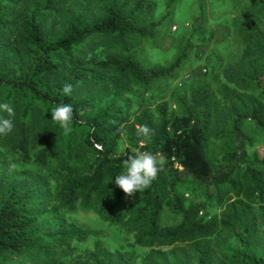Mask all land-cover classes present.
Segmentation results:
<instances>
[{
	"label": "trees",
	"instance_id": "obj_1",
	"mask_svg": "<svg viewBox=\"0 0 264 264\" xmlns=\"http://www.w3.org/2000/svg\"><path fill=\"white\" fill-rule=\"evenodd\" d=\"M61 1L0 0V103H10L15 110L12 132L0 135V159L22 166L27 185L35 180L37 189L44 188L43 179L52 180L58 206L49 210L48 217L29 206L36 197L31 186L3 185L0 264H49L67 241L97 234L52 222L57 210L77 204L91 208L109 224L134 229L135 244L174 248L185 244L195 264H223L213 260L209 239L230 229L239 239V247L228 250L233 263L264 264V247L258 254L246 248L252 225L243 220L250 204L264 220V157L256 153L248 157L244 148L252 140L241 129L242 120L248 119L264 131V109L253 104L245 114L230 106L229 130L214 137L221 141L216 146L221 150L218 158L210 154L206 122H200L193 109L168 114L161 101L154 104L153 117L140 105L129 122L128 104L118 92L128 89L129 83L146 89L151 81L171 76L186 57L189 43L185 41L181 53L165 67L143 66L134 58L126 45L151 37L162 18L152 22L142 17L149 11L148 0H105L94 21L85 22V13L79 10L47 35L39 14L49 15L54 27L65 4ZM259 3V24L251 13L243 14L245 26L240 31L248 49L249 41L264 43V0ZM98 42L120 43L122 48L100 55ZM251 72L255 86H260L261 77ZM65 84L72 85L71 95L63 94ZM60 103L74 109L69 134L51 120V109ZM137 125H147L153 134L138 137ZM123 136L138 151L165 158L157 178L132 202L111 182L123 171L121 154L116 152ZM238 171L239 177L232 179ZM192 184L229 185L234 199L225 203L226 215L207 216L202 202L184 200L179 187L191 189ZM91 256L106 258L101 251Z\"/></svg>",
	"mask_w": 264,
	"mask_h": 264
},
{
	"label": "rangeland",
	"instance_id": "obj_2",
	"mask_svg": "<svg viewBox=\"0 0 264 264\" xmlns=\"http://www.w3.org/2000/svg\"><path fill=\"white\" fill-rule=\"evenodd\" d=\"M103 1L105 0L61 1L65 4L60 7L62 12L58 13L54 27L49 15L39 14L44 32L47 35L55 33L54 28L64 18L79 10L85 13V22L94 21L100 15L99 7ZM148 1L149 11H145L142 17H149L152 22L162 18L153 28L151 37L135 38L133 43L126 45L134 58L143 66L165 67L181 53L185 41L189 45L186 57L172 71L171 76L151 81L146 89L129 83L128 89L118 92L128 104L129 122L138 113L140 105L147 108L153 117L156 115L154 104L161 101L166 103L168 114L180 115L185 109H193L199 121L206 122L208 142L213 150L210 154L218 158L221 150L216 146L221 141L214 137L219 131L229 130L230 106L245 114H248L253 104L264 109V43L249 41L248 49L243 42L244 34L240 31L245 26L243 14L246 12L251 13V18L259 24L261 3L259 0H171L166 7V0ZM143 27L146 28V23ZM98 43L96 51L100 55L117 52L122 48L120 43ZM252 70L261 77L260 86H255ZM241 129L252 140L251 146L246 145L244 148L248 157L252 153H256L258 158L264 157V131L259 130L248 119L242 120ZM124 137L116 152L121 154L124 150H137ZM240 174L238 171L232 179L238 178ZM24 175V169L18 163L0 159V196L1 188L6 184H16L22 189L31 186L36 197L31 202L33 206L28 202L29 206L50 217L49 210L57 206L54 183L50 179H43L44 188L37 189L38 181L34 180L27 185ZM179 188H183L184 200L202 202L203 213L207 216L226 215L225 203L234 199L232 189L227 184L206 188L192 184L191 189L184 185ZM136 196L137 193L130 197V202ZM168 220L169 218H163V222ZM243 220L252 225L246 248L258 254L264 247V220L255 204H250L245 210ZM52 222L61 227L71 224L76 228L95 230L98 233L83 240L73 238L67 241L58 249L55 260L49 264H170L172 260H178L182 264H195V257L185 244L178 243L175 248L172 245L135 244L134 229L109 224L91 208L78 204L69 210H57ZM235 228L238 229V224ZM209 242L214 261L234 264L228 250L238 248L239 239L232 230L222 229ZM95 251L105 252L106 258L93 259L91 255Z\"/></svg>",
	"mask_w": 264,
	"mask_h": 264
},
{
	"label": "clouds",
	"instance_id": "obj_3",
	"mask_svg": "<svg viewBox=\"0 0 264 264\" xmlns=\"http://www.w3.org/2000/svg\"><path fill=\"white\" fill-rule=\"evenodd\" d=\"M65 95H71L72 85L65 84L62 88ZM0 135L6 136L14 128L15 110L10 103H0ZM51 120L58 123L65 134L72 131V121L74 119V109L71 104L60 103L51 109ZM153 130L147 125H137L138 137H150ZM143 143V141H141ZM123 171L115 176V186L125 194L126 198L134 197L136 193H141L149 188L157 178L165 158L161 153L149 151L124 150L121 153Z\"/></svg>",
	"mask_w": 264,
	"mask_h": 264
}]
</instances>
